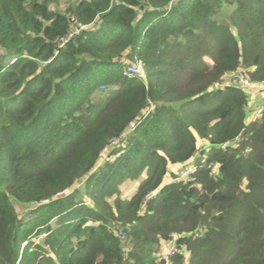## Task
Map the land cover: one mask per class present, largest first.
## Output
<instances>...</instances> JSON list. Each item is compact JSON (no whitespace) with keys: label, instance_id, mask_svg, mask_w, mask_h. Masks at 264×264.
Returning <instances> with one entry per match:
<instances>
[{"label":"trees","instance_id":"16d2710c","mask_svg":"<svg viewBox=\"0 0 264 264\" xmlns=\"http://www.w3.org/2000/svg\"><path fill=\"white\" fill-rule=\"evenodd\" d=\"M57 2L0 0V264H264V0Z\"/></svg>","mask_w":264,"mask_h":264},{"label":"built area","instance_id":"2783aa9c","mask_svg":"<svg viewBox=\"0 0 264 264\" xmlns=\"http://www.w3.org/2000/svg\"><path fill=\"white\" fill-rule=\"evenodd\" d=\"M72 20H73V18H72ZM78 28H82L80 25H78ZM73 34H74V32H70V33H68L63 39H62V41H64V42H68L70 39H71V37L73 36ZM14 60H11V61H9V59L8 58H3V57H1L0 58V63L3 65H6V64H8L9 62L10 63H12ZM126 74L127 75H129V76H131V75H138V76H143V70H142V65H141V63L140 62H137L136 64H133V65H130L128 68H127V70H126ZM235 78H236V81L239 83V84H241V85H243V86H246L247 88H250V89H253V90H255L256 88H258L257 86H255V85H253V84H250V82L247 80V78L244 76V75H242V74H236L235 75ZM101 89L102 90H105V87H101ZM252 103V101H250L249 102V104H251ZM264 110V103L259 107V108H257V109H255L254 110V117L256 116V115H258V114H261V112ZM122 138H124V136L122 135L121 137H120V140L122 139ZM118 142V140H115V141H113L112 142V144H115V143H117ZM226 146H228V144L227 143H223V144H221L220 145V148L222 149V150H225V148H226ZM192 169H193V164H191V165H189V166H187L186 168H185V170L182 172V174H181V178H183V179H188L189 178V174H190V172L192 171ZM172 249H173V247H172ZM171 249V250H172ZM172 252H170V254H171Z\"/></svg>","mask_w":264,"mask_h":264},{"label":"rangeland","instance_id":"374dc122","mask_svg":"<svg viewBox=\"0 0 264 264\" xmlns=\"http://www.w3.org/2000/svg\"><path fill=\"white\" fill-rule=\"evenodd\" d=\"M75 0H58V2H57V5H55V9H57V10H60V11H62V10H64L65 8H67V6L68 5H70V4H72L73 2H74ZM232 10V6H229V5H227V4H224V6H223V9H222V12H223V14H222V12H221V14L217 17L218 19H224L225 18V15L226 14H229V12ZM225 13V14H224ZM1 57H3V58H5L6 56H4L3 55V52H1L0 51V58ZM231 78H232V80H231ZM230 78V75L229 76H226L224 79L225 80H223V82L225 83H233V77H231ZM236 80V79H235ZM102 90V89H101ZM262 90H264V89H262ZM248 93V92H247ZM258 96H259V100H263V98H264V91H262L261 93H259L258 94ZM250 97L252 98V95H250ZM251 100V99H250ZM255 109H257V104L256 103H254L252 106H250L249 107V110H250V112H247V118H251V117H254V110ZM194 163H195V161H194ZM193 163V164H194ZM185 170V167L184 166H180L179 168H177V172L181 175L182 174V172ZM125 187V188H124ZM123 188H124V191H123V195L125 194V192H126V190L128 189V188H130L131 189V191H130V194L131 193H133L134 192V189H135V186L133 185V184H130L129 182H126L125 184H124V186H123ZM20 210H22V208H20ZM21 212V211H20ZM171 249H172V246H170L168 249L167 248H164L163 247V249H162V256L164 257L165 256V252H166V256H168L169 255V253L171 252Z\"/></svg>","mask_w":264,"mask_h":264},{"label":"crops","instance_id":"0c3cea01","mask_svg":"<svg viewBox=\"0 0 264 264\" xmlns=\"http://www.w3.org/2000/svg\"><path fill=\"white\" fill-rule=\"evenodd\" d=\"M258 104V103H257ZM260 107V106H259ZM259 107H257V108H259ZM250 119V118H249ZM204 144H203V142L202 141H199L198 142V146L201 148L202 146H203ZM203 148H206V146H204ZM192 164V161H190V162H188V163H186V164H184L183 166L186 168L187 166H189V165H191ZM180 166H174V167H170V171H174V172H177L176 170H177V168H179ZM182 167V166H181ZM135 190V189H134ZM130 191H131V189L130 188H128L127 190H126V192H125V194L123 195L124 197H130L133 193H131L130 194Z\"/></svg>","mask_w":264,"mask_h":264}]
</instances>
